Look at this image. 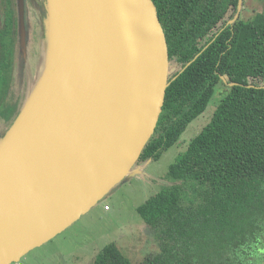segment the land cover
Masks as SVG:
<instances>
[{"label": "water", "instance_id": "95a60500", "mask_svg": "<svg viewBox=\"0 0 264 264\" xmlns=\"http://www.w3.org/2000/svg\"><path fill=\"white\" fill-rule=\"evenodd\" d=\"M47 28L43 66L53 52L57 62L0 141V264L20 263L143 173L170 85L153 0H49Z\"/></svg>", "mask_w": 264, "mask_h": 264}, {"label": "trees", "instance_id": "16d2710c", "mask_svg": "<svg viewBox=\"0 0 264 264\" xmlns=\"http://www.w3.org/2000/svg\"><path fill=\"white\" fill-rule=\"evenodd\" d=\"M153 1L170 56L191 64L170 82L138 164L160 160L206 112L218 87L227 91L169 167L170 184L137 209L160 251L134 262L110 242L92 264H264V11L223 27L197 57L199 38L236 11L239 0ZM14 24L17 36L18 18L0 29V118L9 125L19 113L10 94Z\"/></svg>", "mask_w": 264, "mask_h": 264}, {"label": "rangeland", "instance_id": "374dc122", "mask_svg": "<svg viewBox=\"0 0 264 264\" xmlns=\"http://www.w3.org/2000/svg\"><path fill=\"white\" fill-rule=\"evenodd\" d=\"M15 1L17 4L12 7L19 20V44L16 54L20 56L17 59L23 72L25 70V75L18 77L14 86V90H18L22 96L19 113L11 125L0 120V141L5 139L23 112L31 87L37 79L39 80L40 69L47 61L51 46L47 28L49 0H25L24 19L20 17L19 2L14 0V3ZM27 1L31 2L33 7L29 12ZM263 11V0H244L240 8L243 19ZM28 15L32 18L34 29H31L30 25L28 30ZM20 79L23 80L19 81ZM226 91L225 86L218 87L206 112L189 125L180 141L164 152L160 160L139 163L144 168L142 174L130 176L122 181L102 203L52 240L29 252L20 264H92L97 253L110 242H116L134 262H140L146 256L160 251L155 234L144 223L137 209L167 185L165 177L169 167L187 148L188 142L208 124ZM106 204L111 210L104 209Z\"/></svg>", "mask_w": 264, "mask_h": 264}, {"label": "flooded vegetation", "instance_id": "af4514ba", "mask_svg": "<svg viewBox=\"0 0 264 264\" xmlns=\"http://www.w3.org/2000/svg\"><path fill=\"white\" fill-rule=\"evenodd\" d=\"M28 2V1H27ZM13 4H17V2L14 0H0V29L6 28V23L9 22V19H12V21H16L17 20V16L16 12H14V8L12 7ZM240 1L238 3L237 9L236 11L234 10H230L227 15L225 16V18L223 19V21H221L219 23L218 26L213 27L208 34H206L203 38H199L198 43H197V47L199 49H202V51L197 55V57L203 52L205 51L209 45L215 41L216 39V35L218 33V31L220 32L222 30L223 27H227V26H234L235 23L239 20V19H243L241 12H240ZM27 8H28V12L30 10H33V7L31 5V2H28L27 4ZM13 12L15 13V15L13 14ZM241 16V17H240ZM31 17L30 15H28V20H27V27L29 30V26L31 25L32 28L34 29V25H32L31 22ZM30 23V24H29ZM17 30V25H13L11 27V32L13 35H15L16 41H15V50H14V75H13V79L11 80V85H10V94H14L15 96V100H18V105H19V110H20V105H21V93H19V91H15L14 90V86L16 84V79L18 77H24L25 75V70L23 72L22 67L20 66V63L18 62L17 57L20 58V56H18V44H19V20H18V33L17 36L15 34ZM1 32V30H0ZM168 48H169V44H168ZM2 51L1 47H0V52ZM17 53V54H16ZM20 55V54H19ZM191 62H188L187 64H184L183 62L179 61L176 57H171L170 56V48H169V81L172 82L173 80H175L177 77H179V75L185 70V68L190 65ZM173 70H175L174 72H172ZM23 79H20L19 81H21ZM25 80V78H24ZM23 83V82H22ZM20 97V98H19ZM14 100V99H13ZM0 120H3L0 118ZM15 120V119H14ZM4 121V120H3ZM5 123H7L5 121Z\"/></svg>", "mask_w": 264, "mask_h": 264}, {"label": "bare ground", "instance_id": "6f19581e", "mask_svg": "<svg viewBox=\"0 0 264 264\" xmlns=\"http://www.w3.org/2000/svg\"><path fill=\"white\" fill-rule=\"evenodd\" d=\"M62 43H63V40H62V38L60 39V37H58V39H57V42H56V44H55V46H54V51H56V49H58V47H59V49H60V53H61V48H62ZM63 49V48H62ZM57 57H58V55H57ZM57 57H56V59H55V52H53V55H52V59H51V62L49 63V65L46 63L43 67H42V69H40V71H41V73H40V71H39V73H40V77H39V80L37 81V84L35 85V87H38L39 85L41 86V83L43 82V80L45 79V77H46V72H49L50 70H51V68H52V66L57 62ZM55 59V60H54ZM49 68V69H48ZM34 87V88H35ZM36 89V88H35ZM36 90H34V92H35Z\"/></svg>", "mask_w": 264, "mask_h": 264}, {"label": "built area", "instance_id": "2783aa9c", "mask_svg": "<svg viewBox=\"0 0 264 264\" xmlns=\"http://www.w3.org/2000/svg\"><path fill=\"white\" fill-rule=\"evenodd\" d=\"M105 209H106L107 211H109V210H111V207H110V206H105ZM18 264H20V263H18Z\"/></svg>", "mask_w": 264, "mask_h": 264}]
</instances>
